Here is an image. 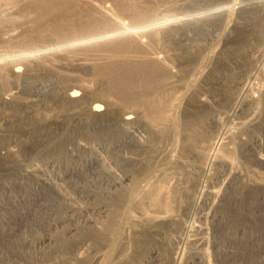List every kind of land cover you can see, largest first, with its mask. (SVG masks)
I'll return each mask as SVG.
<instances>
[{"label": "rangeland", "instance_id": "1", "mask_svg": "<svg viewBox=\"0 0 264 264\" xmlns=\"http://www.w3.org/2000/svg\"><path fill=\"white\" fill-rule=\"evenodd\" d=\"M249 5L264 0H0V264L27 263L8 251L33 264H264V17L247 26ZM182 23L175 39L197 58L162 35ZM95 103L102 119L87 115ZM159 114L170 121L140 129L147 153L130 146L133 126L107 127Z\"/></svg>", "mask_w": 264, "mask_h": 264}, {"label": "bare ground", "instance_id": "2", "mask_svg": "<svg viewBox=\"0 0 264 264\" xmlns=\"http://www.w3.org/2000/svg\"><path fill=\"white\" fill-rule=\"evenodd\" d=\"M8 3H13V1H15V0H6ZM257 6V7H256ZM256 6H253V5H249V6H247V7H243V8H241V10H243V12H245L246 14H249L250 13V15H251V17H249V19L250 20H248V22L246 23L247 24V26H251L252 28L255 26H257L258 25V23L259 22H261V19H257L256 17H257V14L259 13L260 14V16H261V18H263L264 17V7L262 6V7H258V5H256ZM134 12H137V10L136 9H134ZM242 12V11H241ZM225 14V13H224ZM219 15H220V13H219ZM219 15H212L213 17H216V16H218L219 17ZM222 15V14H221ZM220 15V16H221ZM243 15V14H242ZM222 16H224V15H222ZM221 16V17H222ZM259 18V17H258ZM215 19V18H214ZM195 21V20H194ZM215 21V20H214ZM231 21V20H230ZM195 22H197V19H196V21ZM194 22V23H195ZM186 23V22H185ZM193 23V24H194ZM228 23V22H227ZM231 23V22H230ZM229 23V24H230ZM189 24V23H188ZM193 24H191V26L193 25ZM199 21H198V24H195V25H193L192 27H193V29L194 30H196V29H200L201 30V27L199 26ZM221 24V23H220ZM245 24V25H246ZM179 25H181V24H179ZM186 26H184L183 25V23H182V26H180V27H178V26H176V24L175 25H173V24H170V25H168L164 30H163V32H162V35L163 36H165L168 40H170V41H172L173 43H175V44H177L180 48H181V50L182 49H184V51H185V53L187 54V55H189L190 57H193V56H195L196 58H197V55L195 54V52H198V54H199V52H200V50H199V48H197V47H195V50L193 49L194 47H191V48H188L187 46V48H185V46L184 45H182V41H184V40H181V39H179V40H177V39H175V35L174 34H176L177 35V33L178 32H176V31H178L179 30V32H182V33H184L185 32V34H182L183 36L184 35H186L187 34V32H186V30L187 29H189L187 26H189V25H187V24H185ZM226 25H228V24H226ZM229 26V25H228ZM223 27L224 28V30L223 31H225V29H227V28H229V27ZM230 27H231V25H230ZM237 27H239V26H237ZM233 27H231V29H232ZM234 28H236L235 26H234ZM250 28V27H249ZM230 29V30H231ZM242 29V28H241ZM192 30V29H191ZM251 30V29H250ZM204 33H205V29H203L202 30ZM156 32H158V30H156V31H153V32H151L150 34H151V36H152V40L151 41H153V42H157V40H158V36L157 35H154V33H156ZM176 32V33H175ZM201 32V31H200ZM212 32H213V30H212ZM211 33V32H210ZM180 34V33H179ZM178 34V35H179ZM227 34H228V32H227ZM223 35H224V33H223ZM180 36V35H179ZM225 36H227V35H225ZM134 37V36H133ZM186 37V36H185ZM185 37H182V38H185ZM218 38H220L219 36H217ZM223 37V36H222ZM231 37H232V35H231ZM181 38V37H180ZM229 38V37H228ZM186 39V38H185ZM120 40H124V39H120ZM127 40H129V39H127ZM222 40H223V38H222ZM225 40V39H224ZM226 40H227V38H226ZM225 40V41H226ZM229 40H230V38H229ZM228 40V41H229ZM187 41V40H186ZM185 41V42H186ZM217 41H218V39H217ZM216 41V43H219V41L217 42ZM225 41H224V43H225ZM143 41H141L140 39H137V38H134V40L132 41V43H134V45H136V46H138V48H142L143 47V44L144 43H142ZM188 42V41H187ZM184 44V43H183ZM185 45H188V44H185ZM218 45V44H217ZM225 47V46H224ZM219 48V47H218ZM217 49V48H216ZM184 53V54H185ZM215 50H213V52H212V54H211V59H214L216 56H214L215 55ZM200 55V54H199ZM219 55H220V52H219ZM204 56V55H203ZM184 57V56H183ZM199 57V56H198ZM209 57V56H208ZM201 59H204V58H202V57H200ZM210 58V57H209ZM218 58V57H217ZM207 59V58H206ZM151 60V59H150ZM199 60V59H198ZM217 60V59H216ZM215 60V61H216ZM214 61V62H215ZM150 62H152V63H158V61H156V60H152V61H150ZM212 61H210V63H211ZM206 63H208V62H206ZM204 64V63H203ZM212 65H214V64H212ZM208 66V65H207ZM206 66V67H207ZM208 69H209V66L207 67ZM206 69V68H205ZM204 68H203V70H201L200 71V73L198 72V74H199V76L197 77L198 79H200L202 76H205L206 77V75L208 76V72H209V70L207 69V71L208 72H206V70H205ZM210 71H212L211 70V67H210ZM2 72V71H1ZM16 73H17V70L15 71ZM208 73V74H207ZM172 75V74H171ZM204 78V77H203ZM198 79L196 80H193L192 82H191V84H190V88H192V87H194L196 84H197V82H198ZM189 90V89H188ZM191 90V89H190ZM192 91V90H191ZM66 97V101L65 102H67V103H69L70 101H77V100H79L78 99V93L76 92V91H72V92H70V94H66L65 95ZM204 102V100H201L200 101V104L201 103H203ZM153 104V103H152ZM159 106V105H158ZM160 109V108H159ZM152 111H155V110H152ZM167 111V110H166ZM109 112V111H108ZM174 112V111H173ZM106 114H107V112H105L104 110H103V108H102V106L99 104V103H95V104H93L88 110H87V115L89 116V117H93V118H99V119H102L104 116H106ZM157 114V113H156ZM161 114V113H160ZM158 115V117L157 118H159V121H156L155 123H144V122H142L143 120H140V119H136V118H134L133 116H131V115H124V116H122L121 118H117L114 122H113V124H111L110 123V125L111 126H107L109 129L108 130H110L111 129V127L113 128V127H116V126H119V127H127V126H133V128H134V131L135 132H138V137L137 136H135V134H133V133H129V132H127V134L124 132V135L126 134V136L129 138V140H130V142H131V144H130V146L132 147V148H138V150H140V151H144V152H146V151H148L150 148L149 147H147V146H145V144L141 141V138H143V137H141V136H139V133H140V129H142V131L144 130V131H146V129H145V127L146 128H148L147 130H155V127H157V125L159 124V123H161V124H165V121L168 119V121H170L169 120V115L167 116L166 114H163L162 116L161 115ZM108 116H109V113H108ZM155 117V116H154ZM168 117V118H167ZM143 118H145V117H143ZM142 118V119H143ZM147 119V118H146ZM154 119V118H153ZM94 120V119H93ZM172 120V119H171ZM98 121V120H97ZM173 126V125H172ZM149 132V131H148ZM151 133V132H150ZM153 133V132H152ZM168 134V133H167ZM104 136H105V134H104ZM103 135H102V137H104ZM126 136H124V138L126 137ZM123 138V139H124ZM123 139H121V140H123ZM120 140V139H119ZM119 140L117 139V141L115 142V140H112V138H107V137H104L103 138V141L105 142V144L107 145V144H110L111 143V141H114L115 142V144L117 143V145L115 146V149H114V152L116 151V150H119V148L121 149V148H125V146L127 145L126 143H125V139L122 141V142H120L119 143ZM104 144V145H105ZM114 144V143H113ZM150 146V145H149ZM131 147H129V148H131ZM92 148V147H91ZM108 149V148H107ZM126 149V148H125ZM77 150H80V151H83V152H85V151H87V152H89V153H91V149L89 150H87V149H85L84 147H79V145L77 144ZM137 150V149H136ZM154 150V149H153ZM152 150V151H153ZM94 151V150H93ZM96 152V151H95ZM95 152H93V158H91V159H94V160H97V159H99V158H101V157H99L98 155H99V153H95ZM159 152V151H158ZM165 152V151H164ZM169 152V151H168ZM147 153V152H146ZM156 153V152H155ZM88 154V153H87ZM96 154H98V155H96ZM160 154V153H159ZM90 155V154H89ZM162 155H163V153H162ZM153 156V155H152ZM171 156H173V155H171ZM99 157V158H98ZM148 158H149V156H148ZM150 158H152L151 156H150ZM149 158V159H150ZM158 158V157H157ZM174 158V157H173ZM176 158V157H175ZM142 161L141 162H144L143 161V159H141ZM173 160V159H172ZM140 161V160H139ZM138 161V162H139ZM171 161V160H170ZM102 162H104V161H101V164H100V168H103V166H102ZM130 162L132 163V161L130 160ZM136 162V161H135ZM134 162V163H135ZM172 162V161H171ZM92 163V162H91ZM105 163V162H104ZM140 163V162H139ZM139 163H138V165H139ZM158 163V162H157ZM167 163H168V161H167ZM173 163V162H172ZM95 164V163H94ZM96 164H97V162H96ZM96 164H95V166H96ZM133 164V163H132ZM141 164H143V163H140V165ZM104 165V164H103ZM105 169V168H104ZM107 170V169H106ZM105 170V171H106ZM109 170V169H108ZM112 171V170H111ZM113 172V171H112ZM111 172V176L112 177H114V181L115 182H117V183H119L120 181H121V178H119V176L117 177L116 175H115V172H113L112 173ZM129 175V174H128ZM109 176V175H108ZM110 177V176H109ZM113 179V178H112ZM45 184V183H44ZM142 186V185H141ZM145 187V186H144ZM145 190V189H144ZM143 191V190H142ZM41 193V192H40ZM49 196V195H48ZM218 196V195H217ZM139 197V196H138ZM217 198V197H216ZM49 199H51V198H49ZM155 198L154 197H152V200H154ZM213 200V199H212ZM48 202H50V200L48 201ZM213 202V201H212ZM171 205V204H170ZM213 206V205H212ZM168 208V207H167ZM213 215V214H212ZM211 218V217H210ZM157 222V221H156ZM140 224V223H139ZM49 239V238H48ZM38 240V239H37ZM40 240V239H39ZM43 240V239H42ZM46 240V239H45ZM25 241V240H24ZM30 245H31V242L32 241H28V240H26ZM25 243V242H24ZM34 244V243H33ZM28 245V244H27ZM28 250H29V247H28ZM222 250H223V248H222ZM232 252V251H231ZM8 253L10 254V257H12L11 259L9 258V256H3L2 257V262H4V261H6V260H8V259H10V260H12V263H15L16 262V259L17 260H19L18 258H22V259H27V263L26 264H28V260L30 259V261H29V264H33V262L35 261H32L33 260V258L35 257L34 255H33V253H32V255L34 256L32 259L31 258H29V256L28 255H25V253L24 254H22L21 252H17V251H15V252H12V251H8ZM226 253H229V252H226ZM27 254V253H26ZM30 254V253H29ZM20 255V257H18ZM229 256V255H228ZM224 257V258H223ZM13 258H14V260H13ZM16 258V259H15ZM222 258H223V263L224 264H227V263H229L230 262V260H228L229 258L227 257V254H224V256L222 255ZM21 259V260H22ZM35 259V258H34ZM37 259V258H36ZM231 259V258H230ZM233 260V259H232ZM204 261V260H203ZM229 261V262H228ZM26 262V261H25ZM233 263V262H232ZM35 264V263H34Z\"/></svg>", "mask_w": 264, "mask_h": 264}]
</instances>
